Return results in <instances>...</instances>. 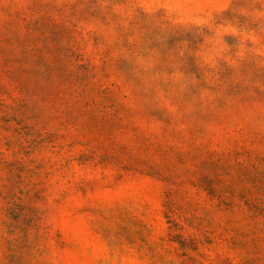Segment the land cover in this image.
<instances>
[{"label":"rangeland","instance_id":"374dc122","mask_svg":"<svg viewBox=\"0 0 264 264\" xmlns=\"http://www.w3.org/2000/svg\"><path fill=\"white\" fill-rule=\"evenodd\" d=\"M0 264H264V0H0Z\"/></svg>","mask_w":264,"mask_h":264}]
</instances>
